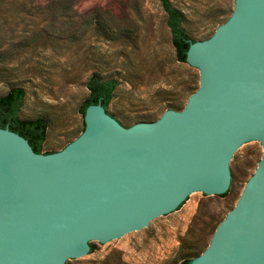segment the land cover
I'll use <instances>...</instances> for the list:
<instances>
[{
	"label": "water",
	"instance_id": "water-1",
	"mask_svg": "<svg viewBox=\"0 0 264 264\" xmlns=\"http://www.w3.org/2000/svg\"><path fill=\"white\" fill-rule=\"evenodd\" d=\"M186 61L200 69L199 87L183 109L156 120L125 127L90 104L83 132L49 153L0 127V264L89 259L92 242L142 235L196 193L232 195L231 165L243 148L264 144V0H235ZM191 264H264V153Z\"/></svg>",
	"mask_w": 264,
	"mask_h": 264
},
{
	"label": "rangeland",
	"instance_id": "rangeland-1",
	"mask_svg": "<svg viewBox=\"0 0 264 264\" xmlns=\"http://www.w3.org/2000/svg\"><path fill=\"white\" fill-rule=\"evenodd\" d=\"M195 40L213 35L235 0H169ZM92 74L115 78L108 112L125 127L183 109L200 69L179 61L161 0H0V96L25 91L21 119L43 118V153L61 151L85 128L83 102ZM264 153L262 141L231 165V196L196 193L183 210L142 235L69 264H178L199 257L237 205Z\"/></svg>",
	"mask_w": 264,
	"mask_h": 264
},
{
	"label": "trees",
	"instance_id": "trees-1",
	"mask_svg": "<svg viewBox=\"0 0 264 264\" xmlns=\"http://www.w3.org/2000/svg\"><path fill=\"white\" fill-rule=\"evenodd\" d=\"M161 3L167 14V25L170 29L171 41L176 52V57L179 61L187 62L188 49L191 43L196 40L184 28L181 12L169 0H161ZM86 86L89 93L83 102V113H85L88 105L96 103H101L108 111V106L113 98V92L117 86V80L115 78L102 79L97 74H92ZM24 96L25 91L22 87H13L6 94L0 96V127H7L21 134L30 142L36 152L43 153L47 129L46 122L43 118L21 119L19 117ZM49 152L52 151L45 153ZM228 191L219 195H226ZM90 251H93L92 245ZM192 260L191 258H184L178 264H191Z\"/></svg>",
	"mask_w": 264,
	"mask_h": 264
}]
</instances>
